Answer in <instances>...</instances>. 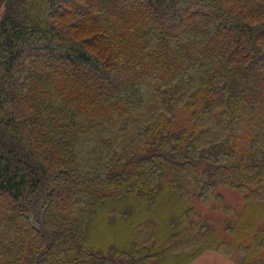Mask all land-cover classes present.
<instances>
[{
  "label": "trees",
  "instance_id": "1",
  "mask_svg": "<svg viewBox=\"0 0 264 264\" xmlns=\"http://www.w3.org/2000/svg\"><path fill=\"white\" fill-rule=\"evenodd\" d=\"M0 10V264H264V0Z\"/></svg>",
  "mask_w": 264,
  "mask_h": 264
},
{
  "label": "rangeland",
  "instance_id": "2",
  "mask_svg": "<svg viewBox=\"0 0 264 264\" xmlns=\"http://www.w3.org/2000/svg\"><path fill=\"white\" fill-rule=\"evenodd\" d=\"M1 14H2V10H0V16H1ZM188 116H189V114H188ZM188 118L189 117H187V114L184 116H180V118H179L180 125H183L184 123H186V119H188ZM220 191H221L227 205L236 206L237 211L242 210V208L244 206V201H243V197L241 196V194L238 191L232 190L229 188H222ZM201 211L203 214L210 216L211 219L215 220V221H220L224 217V214L222 212H219V211L211 209V208L203 207V208H201ZM222 226H223V223H220L218 229L222 230V228H223ZM219 233H220V231H219ZM225 235L226 234L222 231L221 236L223 238H225L226 237ZM219 257H223V256L220 254L214 253V252H209V253H206L205 255H203L202 257H200L199 258L200 260L198 259L197 264H227L226 262L220 260ZM223 258L226 259L230 264H234V262L232 260H229L225 257H223Z\"/></svg>",
  "mask_w": 264,
  "mask_h": 264
},
{
  "label": "crops",
  "instance_id": "3",
  "mask_svg": "<svg viewBox=\"0 0 264 264\" xmlns=\"http://www.w3.org/2000/svg\"><path fill=\"white\" fill-rule=\"evenodd\" d=\"M220 260L226 262L227 264H230L226 259H224L223 257H219ZM200 260V259H199ZM198 260L195 261L193 264H197Z\"/></svg>",
  "mask_w": 264,
  "mask_h": 264
}]
</instances>
